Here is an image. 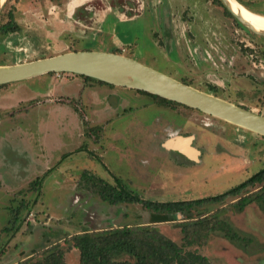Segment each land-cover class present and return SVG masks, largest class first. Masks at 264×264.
<instances>
[{"label": "rangeland", "instance_id": "1", "mask_svg": "<svg viewBox=\"0 0 264 264\" xmlns=\"http://www.w3.org/2000/svg\"><path fill=\"white\" fill-rule=\"evenodd\" d=\"M213 1L6 0L0 26L12 15L19 30L0 33V65L119 52L264 116V36ZM240 1L264 15V0ZM263 167L264 137L133 89L63 73L0 85V264L38 258L56 244L64 264H78L66 239L121 226L154 225L183 245L176 226L183 218L155 220L140 204L110 205L89 175L173 202L221 194ZM238 198L192 214L226 222L237 239L213 230L186 249L208 264H264V203L239 211Z\"/></svg>", "mask_w": 264, "mask_h": 264}, {"label": "trees", "instance_id": "2", "mask_svg": "<svg viewBox=\"0 0 264 264\" xmlns=\"http://www.w3.org/2000/svg\"><path fill=\"white\" fill-rule=\"evenodd\" d=\"M237 1L248 8L240 0ZM213 2L223 8L226 16L234 19L239 26L245 28L226 10L221 0H214ZM18 30L19 26L14 21L12 15H9V20L0 26V33L4 35ZM111 53L118 54L119 52ZM73 76L94 81L105 86H113L83 75L73 74ZM137 93L147 95L159 104H175L187 108L184 105L143 91H137ZM83 176L87 175L83 174ZM89 176L90 180H97L98 183H95V185L101 199L110 205L140 204L155 216V220L164 218L178 220L183 218L176 226L180 227L184 243L181 246L177 245L162 235L154 225L121 226L91 232L83 231L65 240L68 246H72L78 250V264H208L204 256H200L186 248L203 240L213 230L221 231L226 237L231 239H237L238 236L226 222L215 219L214 223L210 225L211 221H209L208 216L202 217L199 215V217H196L192 215L193 212H197L198 209L203 208L205 205L222 204L228 198L239 197L233 204L239 211H243L251 204L264 203V167L243 182L221 194L173 202L145 200L138 193L129 190L118 182L116 178L117 185L113 186L102 179ZM34 182L38 181L35 180ZM253 188L257 189L251 193L247 192L248 189ZM243 192H246V195L241 196ZM16 214L17 209L16 212L14 211V217L10 221L11 226H14L16 223L18 225ZM213 215H217V212H214ZM7 230V228H4L2 231L7 232ZM14 230L17 231L18 226H15ZM63 254L64 249L56 244L44 250L40 254V257L28 258L16 264H64Z\"/></svg>", "mask_w": 264, "mask_h": 264}, {"label": "water", "instance_id": "3", "mask_svg": "<svg viewBox=\"0 0 264 264\" xmlns=\"http://www.w3.org/2000/svg\"><path fill=\"white\" fill-rule=\"evenodd\" d=\"M5 1L0 2V12ZM221 2L242 26L257 35L264 36V32L253 30L234 13L226 0H221ZM50 73L83 75L114 86L143 91L198 110L264 137V116L197 90L139 63L131 57L111 52L71 51L27 63L0 65V85Z\"/></svg>", "mask_w": 264, "mask_h": 264}, {"label": "bare ground", "instance_id": "4", "mask_svg": "<svg viewBox=\"0 0 264 264\" xmlns=\"http://www.w3.org/2000/svg\"><path fill=\"white\" fill-rule=\"evenodd\" d=\"M4 0H0L3 2ZM228 6L231 7L232 11L236 13L242 20H244L253 30L258 32H264V15H259L251 12L245 8L242 4L238 3L236 0H226ZM184 148V147H183ZM187 152L192 156H196V152L191 149V146H187ZM186 151V150H185ZM186 152V153H187ZM185 153V154H186Z\"/></svg>", "mask_w": 264, "mask_h": 264}, {"label": "flooded vegetation", "instance_id": "5", "mask_svg": "<svg viewBox=\"0 0 264 264\" xmlns=\"http://www.w3.org/2000/svg\"><path fill=\"white\" fill-rule=\"evenodd\" d=\"M187 145V144H186ZM188 146V145H187ZM182 147V146H181ZM183 148V147H182Z\"/></svg>", "mask_w": 264, "mask_h": 264}, {"label": "crops", "instance_id": "6", "mask_svg": "<svg viewBox=\"0 0 264 264\" xmlns=\"http://www.w3.org/2000/svg\"><path fill=\"white\" fill-rule=\"evenodd\" d=\"M83 84V83H82ZM84 85V84H83Z\"/></svg>", "mask_w": 264, "mask_h": 264}]
</instances>
